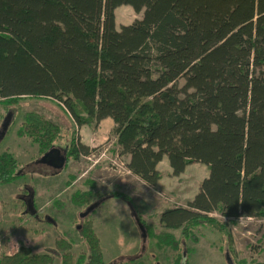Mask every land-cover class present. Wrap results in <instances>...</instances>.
Listing matches in <instances>:
<instances>
[{
  "label": "trees",
  "instance_id": "obj_1",
  "mask_svg": "<svg viewBox=\"0 0 264 264\" xmlns=\"http://www.w3.org/2000/svg\"><path fill=\"white\" fill-rule=\"evenodd\" d=\"M121 6L142 18L117 29ZM24 97L60 103L79 127L112 119L120 155L149 186L162 180L165 158L175 177L208 167L187 208L161 215V245L178 249L179 229L184 239L201 226L225 233L213 213L264 219V0H0V104ZM22 126L18 134L43 154L60 135L37 114ZM87 151L74 145L70 156ZM17 172L3 154L0 182ZM93 199V191L73 196L78 206ZM92 225L83 232L88 259L59 239L61 264H105ZM54 261L29 247L0 253V264Z\"/></svg>",
  "mask_w": 264,
  "mask_h": 264
},
{
  "label": "rangeland",
  "instance_id": "obj_2",
  "mask_svg": "<svg viewBox=\"0 0 264 264\" xmlns=\"http://www.w3.org/2000/svg\"><path fill=\"white\" fill-rule=\"evenodd\" d=\"M115 16L120 29L143 14L121 6ZM28 114H37L60 128L54 146L65 148L69 157L64 169L41 163L39 144L18 134ZM112 131L106 123L77 126L63 106L50 99L24 97L16 104H0V154L13 155L19 174L10 183H0L1 254L29 247L34 254L54 255L53 264H61L56 243L64 239L73 245L74 254L88 259L89 248L79 227L89 220L100 239L105 264H228L227 254L234 264H264V219L230 220L213 213L210 217L225 225V233L201 226L184 239L179 229L171 232L179 242L178 249L161 245V215L169 209L187 208L208 170L195 163L175 177L165 160L159 166L162 180L156 187L149 186L129 171V160L120 155ZM74 145L87 147L88 154L70 156ZM27 190L42 209L37 221L23 215L25 207L19 199ZM88 191L94 193L88 206L73 202L74 195ZM115 193L128 200L115 198ZM95 203L100 205L89 217L81 218Z\"/></svg>",
  "mask_w": 264,
  "mask_h": 264
},
{
  "label": "water",
  "instance_id": "obj_3",
  "mask_svg": "<svg viewBox=\"0 0 264 264\" xmlns=\"http://www.w3.org/2000/svg\"><path fill=\"white\" fill-rule=\"evenodd\" d=\"M67 161H68V158L61 155V151L59 149H56V148L50 150L48 153H46L41 158V163L51 165V166L58 168V169H64ZM99 205H100L99 203H95L94 205L90 206L87 209V211L81 215V217L82 218L86 217ZM26 213L31 214V215H36V213H37V211L34 208V204H33L32 200H30L28 202V210L26 211ZM140 228H141V231L143 232V237H145L146 234H144L145 230H144L143 226L141 225ZM226 258H227L228 264H234L229 254H227Z\"/></svg>",
  "mask_w": 264,
  "mask_h": 264
},
{
  "label": "flooded vegetation",
  "instance_id": "obj_4",
  "mask_svg": "<svg viewBox=\"0 0 264 264\" xmlns=\"http://www.w3.org/2000/svg\"><path fill=\"white\" fill-rule=\"evenodd\" d=\"M10 117H11V115H10ZM9 117V118H10ZM59 149L60 151H61V155H63V156H65V157H67V155H66V153H65V151L63 150V149H65V148H62V147H53L52 149ZM52 149H50V150H52ZM49 150V151H50ZM48 151V152H49ZM48 152H46V153H48ZM71 152H72V150H71ZM5 153H9V152H5ZM5 153H2V154H0V157L3 155V154H5ZM46 153H44L43 154V156L46 154ZM68 154V153H67ZM42 156V157H43ZM41 157V158H42ZM66 164H67V162H66ZM66 166V165H65ZM17 176H19V174L17 175ZM1 183V182H0ZM30 200H32L33 201V204H34V208H35V210L37 211V213H36V215H31V214H27L26 213V211L28 210V202L30 201ZM19 201L21 202V203H23L24 204V207H25V210H24V213H23V215H29L30 217H31V219H34V220H38L39 219V214H40V212L42 211V209L41 208H37L36 207V205H35V202H34V197H33V195H32V193L30 192V191H26L25 193H24V195H23V197L21 198V199H19ZM74 202V201H73ZM83 207H85V206H83ZM87 211V210H86ZM85 211V212H86ZM85 212H83V213H85ZM92 213V212H91ZM90 213V214H91ZM89 214V215H90ZM89 215H87L86 217H84V218H87V217H89ZM82 218V217H81ZM87 221H89V220H84L83 221V223L84 224H82V225H80V227H79V229L82 231V232H84V228H85V225L87 224Z\"/></svg>",
  "mask_w": 264,
  "mask_h": 264
},
{
  "label": "crops",
  "instance_id": "obj_5",
  "mask_svg": "<svg viewBox=\"0 0 264 264\" xmlns=\"http://www.w3.org/2000/svg\"><path fill=\"white\" fill-rule=\"evenodd\" d=\"M104 123H106L107 125H110L111 126V129H113L114 128V122L112 121V119H110V118H108V119H105V120H103L102 122H101V124H104ZM124 157H127V156H124ZM128 158V160H129V157H127ZM168 161V159L167 158H165L161 163H163L164 161ZM129 162V161H128ZM161 163L159 164V166L161 165ZM169 163V162H168ZM193 165V164H192ZM159 166H158V169H159ZM170 166V165H169ZM189 167V166H188ZM205 168H207V170H208V173H207V176L203 179V181L206 179V178H208L209 177V169H208V167L207 166H205ZM187 169V168H186ZM171 170V169H170ZM186 171V170H185ZM170 173H172V170L171 171H169ZM186 172H184L183 174H185ZM182 174V175H183ZM202 181V182H203ZM195 198V197H194Z\"/></svg>",
  "mask_w": 264,
  "mask_h": 264
}]
</instances>
